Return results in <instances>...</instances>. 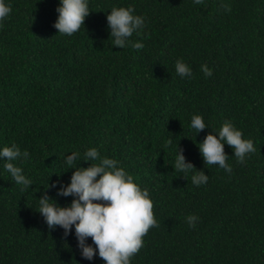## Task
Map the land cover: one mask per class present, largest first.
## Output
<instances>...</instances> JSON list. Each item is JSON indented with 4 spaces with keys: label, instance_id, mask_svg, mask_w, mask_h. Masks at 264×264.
<instances>
[{
    "label": "trees",
    "instance_id": "16d2710c",
    "mask_svg": "<svg viewBox=\"0 0 264 264\" xmlns=\"http://www.w3.org/2000/svg\"><path fill=\"white\" fill-rule=\"evenodd\" d=\"M4 2L0 149L29 153L12 163L32 185L16 184L0 158V264H105L98 252L81 255L74 226L67 235L49 229L37 211L45 194L70 205L73 196L57 195L74 171L65 157L84 159L91 148L153 203L158 226L130 264H264V0H87L89 15L71 36L54 27L60 0ZM114 7L144 20L124 48L110 35ZM177 60L191 77L177 74ZM193 115L206 124L198 133ZM224 121L256 148L239 163L225 142L231 172L205 165L198 147ZM177 145L195 167L187 174L175 169ZM199 170L208 179L197 186Z\"/></svg>",
    "mask_w": 264,
    "mask_h": 264
},
{
    "label": "clouds",
    "instance_id": "9594fccd",
    "mask_svg": "<svg viewBox=\"0 0 264 264\" xmlns=\"http://www.w3.org/2000/svg\"><path fill=\"white\" fill-rule=\"evenodd\" d=\"M193 2L202 4L203 0ZM56 11L58 18L54 27L58 33L68 36L80 30L90 12L87 0H60ZM133 11L132 8L114 7L107 15L110 35L114 38L113 45L118 48H124L133 32L143 27V18L133 15ZM10 12L11 8L4 0H0V20L6 18ZM132 46L136 49L144 47L142 43H134ZM175 71L181 77L192 75L190 67L180 60L175 63ZM201 71L206 76L212 75V70L207 65H201ZM205 127L206 124L200 115L192 116L191 128L195 133ZM225 142L233 149L239 163H243L249 153L256 151L251 140L243 139L240 130L234 128L229 121H224L218 137L210 132L198 144L205 165H218L227 172L232 171L227 163L228 155L224 151ZM168 144H171V140ZM28 156L27 151L21 153L15 144L0 149V158L7 161L4 168L16 184L25 188L32 183L12 161ZM84 156V159H79L78 153H72L65 157L68 165L66 169L73 168L74 171L70 183L61 185L57 195L73 196L70 205L61 207L45 194L39 198L37 211L45 218L49 229L58 225L67 235L74 226L78 247L84 258L91 260L98 252L105 264H130V258L143 246L142 237L151 227L158 226L152 211L153 203L147 190H141L133 182L131 175H127L123 168L117 167V161L107 157L101 158L95 148L87 150ZM80 160L98 163L81 168L77 167ZM174 166L177 171L185 174L195 168L191 162H186L183 150L178 145ZM191 179L194 185L199 186L206 183L208 177L204 171L199 170ZM49 186L55 187L56 182L47 187ZM186 219L190 227H195L198 217L189 215ZM88 237H91L95 249L85 242Z\"/></svg>",
    "mask_w": 264,
    "mask_h": 264
}]
</instances>
